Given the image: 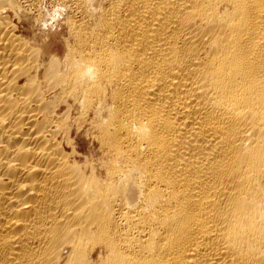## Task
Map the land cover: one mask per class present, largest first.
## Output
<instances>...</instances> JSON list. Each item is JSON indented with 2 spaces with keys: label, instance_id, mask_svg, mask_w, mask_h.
I'll use <instances>...</instances> for the list:
<instances>
[{
  "label": "bare ground",
  "instance_id": "6f19581e",
  "mask_svg": "<svg viewBox=\"0 0 264 264\" xmlns=\"http://www.w3.org/2000/svg\"><path fill=\"white\" fill-rule=\"evenodd\" d=\"M67 1L0 0V264H264V0Z\"/></svg>",
  "mask_w": 264,
  "mask_h": 264
},
{
  "label": "rangeland",
  "instance_id": "374dc122",
  "mask_svg": "<svg viewBox=\"0 0 264 264\" xmlns=\"http://www.w3.org/2000/svg\"><path fill=\"white\" fill-rule=\"evenodd\" d=\"M16 5L19 6L20 13L28 17V20L23 21L22 24L14 22L18 26H24L27 36L32 35V38H36V46H39L40 41H44V44L52 50H55L61 54V49L64 46V37L67 35L65 18L72 14L73 10L67 0H14ZM58 4H62L67 8L66 14L56 24L55 30L43 31L40 28L39 21L43 18L42 7H47L49 10L56 7ZM69 8V9H68ZM22 12V13H21ZM38 39V40H37ZM34 42V39H32ZM83 132L72 131L70 135L71 144L73 146H82L77 149V152L83 157H96V145L90 140L89 137ZM94 154V155H93Z\"/></svg>",
  "mask_w": 264,
  "mask_h": 264
},
{
  "label": "clouds",
  "instance_id": "9594fccd",
  "mask_svg": "<svg viewBox=\"0 0 264 264\" xmlns=\"http://www.w3.org/2000/svg\"><path fill=\"white\" fill-rule=\"evenodd\" d=\"M96 11H98V9H92L93 14H95ZM66 12L67 8L62 4H58L51 10H49L47 7H42L43 18L39 21L41 30H55L57 22L63 18ZM83 78L87 79L88 81H95L97 79V69L94 65H88L85 67Z\"/></svg>",
  "mask_w": 264,
  "mask_h": 264
}]
</instances>
